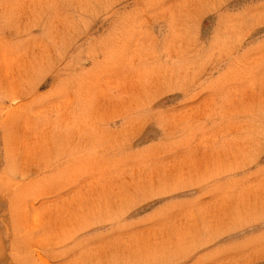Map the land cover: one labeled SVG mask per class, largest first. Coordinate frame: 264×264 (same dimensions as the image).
I'll return each instance as SVG.
<instances>
[{"label": "rangeland", "instance_id": "rangeland-1", "mask_svg": "<svg viewBox=\"0 0 264 264\" xmlns=\"http://www.w3.org/2000/svg\"><path fill=\"white\" fill-rule=\"evenodd\" d=\"M0 264H264V0H0Z\"/></svg>", "mask_w": 264, "mask_h": 264}]
</instances>
